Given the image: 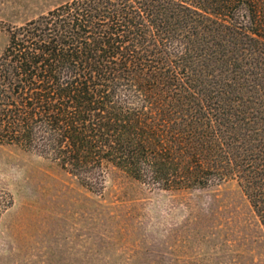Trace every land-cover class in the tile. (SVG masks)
Returning <instances> with one entry per match:
<instances>
[{
	"label": "trees",
	"instance_id": "obj_1",
	"mask_svg": "<svg viewBox=\"0 0 264 264\" xmlns=\"http://www.w3.org/2000/svg\"><path fill=\"white\" fill-rule=\"evenodd\" d=\"M0 144L92 192L235 179L264 229V0H69L7 28Z\"/></svg>",
	"mask_w": 264,
	"mask_h": 264
},
{
	"label": "rangeland",
	"instance_id": "obj_2",
	"mask_svg": "<svg viewBox=\"0 0 264 264\" xmlns=\"http://www.w3.org/2000/svg\"><path fill=\"white\" fill-rule=\"evenodd\" d=\"M66 1L0 0V52L9 26ZM0 264H264V229L235 179L154 192L112 169L92 192L0 144Z\"/></svg>",
	"mask_w": 264,
	"mask_h": 264
}]
</instances>
